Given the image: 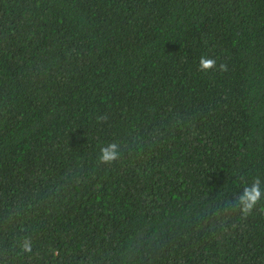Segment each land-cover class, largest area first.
Instances as JSON below:
<instances>
[{
    "label": "trees",
    "instance_id": "obj_1",
    "mask_svg": "<svg viewBox=\"0 0 264 264\" xmlns=\"http://www.w3.org/2000/svg\"><path fill=\"white\" fill-rule=\"evenodd\" d=\"M256 177L264 0H0V264H264Z\"/></svg>",
    "mask_w": 264,
    "mask_h": 264
},
{
    "label": "clouds",
    "instance_id": "obj_2",
    "mask_svg": "<svg viewBox=\"0 0 264 264\" xmlns=\"http://www.w3.org/2000/svg\"><path fill=\"white\" fill-rule=\"evenodd\" d=\"M198 70L204 74L213 71L223 73L226 72L228 68L225 63H220L218 65L214 58L201 56ZM104 119L105 117L103 115L97 117L98 122H103ZM118 156V145L115 143H109L106 146L101 147L99 162L101 164H111L118 159ZM262 198H264V191H262L261 179L260 177H256L250 184L244 186L242 194L236 199L235 206L238 208L241 216L247 218L256 211L257 205L260 204ZM21 247L25 252L32 251V245L29 240H25Z\"/></svg>",
    "mask_w": 264,
    "mask_h": 264
}]
</instances>
